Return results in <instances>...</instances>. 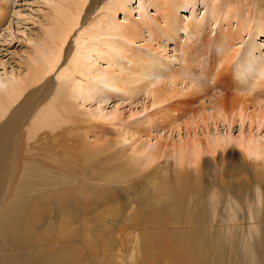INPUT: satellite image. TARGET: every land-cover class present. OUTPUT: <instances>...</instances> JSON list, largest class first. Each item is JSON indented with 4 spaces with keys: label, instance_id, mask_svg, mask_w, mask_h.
<instances>
[{
    "label": "rangeland",
    "instance_id": "obj_1",
    "mask_svg": "<svg viewBox=\"0 0 264 264\" xmlns=\"http://www.w3.org/2000/svg\"><path fill=\"white\" fill-rule=\"evenodd\" d=\"M96 1L91 17L97 13L96 8L103 0ZM235 1L240 7L247 6V2L255 4L256 11L264 12V0ZM53 4L52 0H0V11L3 12L0 20V90L4 89L8 79L26 73L36 48L47 40L45 25L53 13ZM139 5V0H132L130 4L135 18L140 17ZM207 9L206 3L199 0L181 9L180 13L184 19L190 17L192 11L194 17H201ZM148 12L150 16H156L155 26L164 17L154 8ZM125 16L120 12L119 20L123 21ZM214 26L212 24L213 34L218 31ZM163 32L156 27L155 36H152L146 28L137 34L134 42L127 39L124 43L133 51L132 60H137L141 54L145 59L154 56L155 64L165 71L185 65L180 44H183L186 33L175 28L176 43L165 39ZM122 40L120 37V43ZM234 48L239 52L232 62L233 69L253 74L264 56V35L253 38V33H245L238 38ZM200 49L194 55L201 61L206 50ZM220 50L218 46L212 48V52L218 54ZM100 56L99 64L104 67L107 52ZM92 58L97 60V56L92 55ZM120 63L126 68L135 67L126 58H120ZM207 70L211 71L208 67ZM194 73L203 82V88L180 97L186 102L181 105V112L173 111L177 120L173 125L169 123L170 126L166 120L168 117L162 116L170 113L168 108L165 112L158 110L143 92L131 97L112 89L101 79H94L91 84L107 93L100 98L79 101L83 103L84 111H96L106 123L85 117L83 121L73 120L53 133L41 132L30 139L28 127L33 115L31 111L27 112L12 130L5 153L7 161L2 168L0 264H264V176L255 180L250 173L242 171L237 150V139L241 135L250 132L264 137V119L261 122L257 116L264 109V98L258 91L243 94L252 99L246 102L250 101L247 114L251 115L244 119L235 117L230 121L222 115L213 118L211 101H216V95L222 92L199 67ZM247 73H241L239 77L246 78ZM239 77L236 78L239 80ZM56 82L55 79L45 87L38 86L39 91L31 97L29 107L53 97ZM240 84L244 82L240 81ZM178 85L185 93L190 90L185 83ZM235 93L231 91L232 95ZM203 106L206 111H202ZM147 118L156 119L158 125L145 126L150 132L123 140L120 132L125 125L144 129L142 123ZM215 131L222 135L231 134L234 140L215 153H205L197 169L196 166L189 169L182 192L173 199L178 204L177 209L169 206L170 200L163 192L167 181L175 178L173 171L169 175L172 158L161 157L156 168L149 169L151 172L147 169L132 172L126 166L124 168L125 158L130 154L129 147L136 148L139 138L142 139L140 143L148 140L146 135L149 133L151 141L168 150L174 141L179 143L190 136L203 139L208 132ZM118 164L123 165L117 169ZM256 186L262 191L261 201ZM242 187L243 190L239 191ZM224 188L230 190L231 198L237 203L233 220H228L230 203ZM139 201L140 205L149 207L139 212ZM12 205L20 208L18 237L5 234L2 229ZM193 214L205 218L204 225H190ZM251 221L256 227L253 231L249 227ZM228 225L232 227L231 233L225 230ZM209 226L213 228L205 233L210 238L207 248L193 253L182 246L183 229ZM246 240L252 245L246 244L245 248ZM250 253L255 256L254 261L250 260Z\"/></svg>",
    "mask_w": 264,
    "mask_h": 264
},
{
    "label": "bare ground",
    "instance_id": "obj_2",
    "mask_svg": "<svg viewBox=\"0 0 264 264\" xmlns=\"http://www.w3.org/2000/svg\"><path fill=\"white\" fill-rule=\"evenodd\" d=\"M52 1H54L53 13L48 24L45 25L47 40L36 48L35 55L31 57L32 63L27 65L26 73L8 79L4 89L0 90V182L2 181V168L5 167L3 165L7 161L5 153L10 144L12 130L20 124V119L27 112L31 111L33 115V120L28 127L30 139L35 138L41 132L44 134L53 133L63 125L73 120L83 121L85 117L94 118V122L106 123L103 117L96 114V111L91 113L84 111V105L79 101L80 99L88 100L92 97L100 98L107 93L99 86L91 84L94 79H101L112 89L131 97L143 92L147 98H151L152 106L157 107L158 110L164 111L168 108V112H170L168 115L163 114V112L160 113L163 114L164 118L168 117L167 123L172 125L177 120V117L172 115L173 111H180L181 105L186 102L182 101L180 97L199 92L203 88V82L199 81L194 73L197 67L201 69L204 76L209 75L213 85L220 90V93L222 92L220 95H216V101L213 98L212 101L210 99L213 118L222 115L224 119L228 118L230 121L235 117L244 119L249 114L247 111L250 110L248 106L250 101L248 104L246 102L251 99L244 95L247 92L255 94L254 92L258 91L264 98V56L261 63L255 66L256 70L253 74L247 73V70H242V72L235 68L234 70L232 67V62L239 52L238 48H234L238 38L245 33H253V38L261 34L264 35V12L256 11L254 9L255 4L253 6L247 2V6L240 7L235 0H202L206 3L207 11L201 17H194L195 12L192 11L191 16L184 19L180 13L181 9L194 5L199 0H139V18L133 17V12L130 9L132 0H103L96 8L97 13L92 17L93 11L91 10L94 7L93 2L96 0ZM151 8L164 15L157 26L154 25L157 22L156 16L149 15L148 10ZM120 12L126 15L123 21L119 20ZM2 17L3 12L0 11V20ZM89 17H91L90 21H88ZM87 21L88 25H86ZM84 24L86 26L82 27ZM212 24H215L216 30L218 29L215 34L211 30ZM156 27L162 32L164 31L165 39L174 40L176 43L175 28L179 27L180 31L186 33L187 36L183 44H180L185 65L178 69L165 71L160 65L155 64L156 58L154 56L145 59L142 58L141 54L137 60H132L133 51L126 47L124 42L127 39L134 42L137 34L146 28L152 36H155ZM73 36H75L74 40L71 41ZM120 37H123L121 43ZM161 37L162 35H160ZM73 42L74 44H72ZM215 46L221 49L220 54L215 51L212 52V48ZM200 48L206 50L203 52L204 60L201 61L199 56L194 55V53L201 51ZM105 52H107L106 60H104L106 66L103 67L99 64L101 62L100 55ZM92 55L97 56V60H93ZM120 58H126L133 62L135 67H123ZM207 67L211 71L207 70ZM241 73H247L246 78H240ZM236 77H239V80ZM55 79L57 82L54 83L56 88L53 97L45 99L41 103L36 102L33 107H29L31 97L39 91L38 86L45 87ZM240 81L244 84H240ZM179 83H185L190 87V90L186 93L183 92V87H180ZM231 91H236L235 95H232ZM187 103H190V100ZM204 108L202 111H206ZM200 115L203 117L205 114ZM257 116L263 122L264 109ZM154 120L156 119L147 118L142 125L144 127L158 125ZM260 126L262 127L261 124ZM148 127L139 129L125 125L120 134L126 141L140 137L143 132L149 131ZM249 133L248 135H241L237 139V150L240 152L239 167L257 180L259 176H264V137ZM127 135L129 137H126ZM146 137L149 138L145 142L140 143L141 138L137 140L139 145L136 148L129 147L130 154L125 158L124 168L126 166L132 172H140L139 170L143 169L146 171L151 167L156 168L155 166L160 163L161 157L172 158L169 175L173 171L176 179L173 178L174 183L173 180L167 181L163 192L170 200L168 204L173 209L178 208V204L173 199L182 192L183 181L188 177L189 169L192 166H196L194 168L197 169L205 153H215L219 148H225L234 140L231 134L222 135L217 131L208 132V135L203 139L198 136L186 137L187 139L182 137L183 139L179 142L178 137L179 143L174 141L173 144H170V149L165 150L162 149L163 146L159 147L151 141L150 133ZM122 165H119L117 169ZM164 171L167 172L168 169L165 168ZM224 189L228 193L230 203L229 219H227L233 220L237 203L231 198L230 190ZM242 190L243 187L239 189V191ZM255 190L258 200L261 201L262 191L260 187L256 186ZM138 204L139 212L149 207L140 205V201ZM19 212V206L12 205L8 209L4 228H2L5 234L18 237ZM204 219L193 214L190 225H204ZM210 227L213 228V226H209L183 229L182 246L193 253L207 248L210 238L205 233L207 229H212ZM249 227L251 231L256 228L252 221ZM231 228L228 225L224 229L227 233H231ZM190 233H193V236H188ZM246 244L252 245L250 240H246L245 248ZM249 257L251 261L255 260L253 253H250Z\"/></svg>",
    "mask_w": 264,
    "mask_h": 264
}]
</instances>
